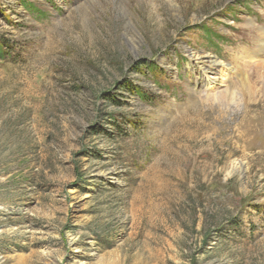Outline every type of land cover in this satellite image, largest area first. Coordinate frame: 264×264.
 <instances>
[{"label":"rangeland","instance_id":"obj_1","mask_svg":"<svg viewBox=\"0 0 264 264\" xmlns=\"http://www.w3.org/2000/svg\"><path fill=\"white\" fill-rule=\"evenodd\" d=\"M263 25L264 0H0V264H264Z\"/></svg>","mask_w":264,"mask_h":264},{"label":"bare ground","instance_id":"obj_2","mask_svg":"<svg viewBox=\"0 0 264 264\" xmlns=\"http://www.w3.org/2000/svg\"><path fill=\"white\" fill-rule=\"evenodd\" d=\"M264 25L262 26V33L264 32ZM262 39H260L261 42ZM194 59L199 61V64L201 66V69L205 73L213 72L215 75V80H221V74L224 71V68L227 66V64H224L222 61H218L215 56L208 55V56H199L197 54H192ZM247 63V62H246ZM246 65L245 63L243 66Z\"/></svg>","mask_w":264,"mask_h":264}]
</instances>
